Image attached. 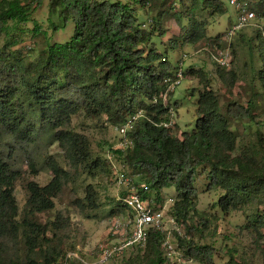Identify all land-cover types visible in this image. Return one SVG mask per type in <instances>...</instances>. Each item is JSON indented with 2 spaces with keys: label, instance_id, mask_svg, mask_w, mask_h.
Wrapping results in <instances>:
<instances>
[{
  "label": "trees",
  "instance_id": "obj_1",
  "mask_svg": "<svg viewBox=\"0 0 264 264\" xmlns=\"http://www.w3.org/2000/svg\"><path fill=\"white\" fill-rule=\"evenodd\" d=\"M41 1L34 0L35 6L31 8L30 2L0 0V34L15 32L26 24ZM188 1L193 6L198 0H179L185 9L184 17L190 19L189 29L180 37L195 43L206 37L205 26L191 18ZM263 6L258 4L261 13H264ZM49 10L57 11L65 23L72 20L74 32L69 42L47 45L32 61L11 51L16 44L12 35L0 47V264H18L12 259L9 247L19 234L27 252L22 264L55 261L45 252L43 262L32 257L37 249L41 251V241L46 235V227L36 220V215L53 208V199L66 178L62 168L52 164L49 168L53 177L47 185L40 187L29 182V198L17 220L14 184L20 174L9 162L15 152L11 142L30 147L37 143L39 130L47 126L66 152L85 162L89 156L86 138L63 129L81 112L87 117L103 115L112 125H121L126 118L145 111L129 132L133 147L120 158L145 185L139 191L142 198L153 192L158 195L164 189H175L173 215L177 221L186 222L195 212V180L199 170L203 172L207 167V190L220 188L224 192L217 201L222 213L253 201L264 207V150L258 160L253 153L236 158L229 156L235 150L236 139L228 120L251 121V106L233 103L227 106L226 116L221 115L218 97L205 84L198 93L192 131L183 132L177 138L171 129L156 126L167 121V109L163 108L161 98L168 85L166 79L174 78L175 74L166 55L158 52L154 42L163 36L161 16L153 20L151 30H143L135 8L118 1L50 0ZM202 10L225 13L219 0H203ZM176 20L180 22V16ZM9 22L12 26H7ZM222 36L209 40L218 45ZM177 41L178 38H173L169 43L174 47ZM262 62L259 79L264 89V53ZM187 74L205 80L198 70L190 68ZM89 165L94 170L99 165L109 168L106 159L103 163L96 159ZM87 199L89 205H94L90 187ZM116 206L114 215L120 212L121 206ZM200 220L199 240L207 227V220L202 216ZM250 222L255 230L264 229V210H257ZM187 232L192 237L198 234L192 228ZM161 241L160 233L149 231L146 245L137 248L122 264H169L160 250ZM179 245L187 248L186 254L200 263L215 264L213 246L193 240H179ZM229 261L233 263V258Z\"/></svg>",
  "mask_w": 264,
  "mask_h": 264
},
{
  "label": "rangeland",
  "instance_id": "obj_2",
  "mask_svg": "<svg viewBox=\"0 0 264 264\" xmlns=\"http://www.w3.org/2000/svg\"><path fill=\"white\" fill-rule=\"evenodd\" d=\"M31 4L34 0H21ZM110 2L126 3L135 8L140 29L151 30L153 20L160 19L161 39L154 42L158 52L166 55L172 65L173 72H177L182 63L183 80L166 97L162 95L163 108L172 109L174 113V128L171 132L181 138L183 132H190L194 128L196 115V101L203 86L209 88L218 97V112L226 116V108L233 103L244 107L251 106L253 119H229L230 130L236 139L235 150L229 155L231 158L244 156L247 153L256 154L257 160L264 150V89L259 79V71L263 68L262 54L264 46L259 32L254 26H249L238 32L232 39V60L227 69L217 68L209 58L207 50L214 49L213 39L226 32L236 20L237 14L228 0H219L224 8V14H213L210 10H202V1L198 0L193 6L188 1L187 6L192 11V19L197 23H204L206 37L195 43L186 42L180 36L189 29L190 19L184 17L185 9L179 0H109ZM258 17L257 23L264 25V13L258 4L264 0H243ZM50 0H42L29 21L21 25L15 32L0 34V47L6 37L12 35L16 44L11 51L18 52L26 60L32 61L44 51L47 45L64 44L69 42L74 32L72 20L66 23L60 18L57 11L50 12ZM264 7V6H263ZM180 16L181 20H176ZM263 23V24H262ZM7 26H12L9 22ZM36 28V29H35ZM178 38L172 47L171 39ZM221 45V44H220ZM203 73L205 80L187 74L188 69ZM164 94V93H163ZM165 98V99H164ZM140 113L145 115V111ZM165 118H168V110ZM37 126L41 125L37 123ZM106 117H87L84 113L74 115L64 130L76 133L87 140L89 156L85 162L72 157L64 145L55 140L53 131L44 126L39 130V139L36 144L24 147L18 141H12L15 150L11 165L19 171V179L14 184V197L18 209L17 220H20L28 198V183L34 182L42 187L47 185L53 177L50 170L52 164L58 165L66 173L60 190L53 199V208L36 215V220L46 227L45 239L41 241L42 249L32 254L33 258L43 262L44 252L55 260L52 264H80L77 261L65 260L67 253L79 252L87 257L89 262L93 253L108 238L109 220L116 213V188L110 169L99 165L92 169L89 163L100 160L103 163L108 152L113 153L117 143L116 128ZM16 142V143H13ZM264 152V151H263ZM116 162L121 165V159ZM209 167L205 171L199 170L195 180L197 200L195 212L189 215L186 222L178 221L184 241L193 240L201 245H211L215 248V264H264V229L255 230L251 226V218L257 210H264L253 201L248 205L222 213L217 206L218 199L224 194L220 188L207 190ZM124 171L129 175L132 171L128 166ZM134 182L143 185L140 177L133 176ZM90 187L94 205L88 204L87 192ZM140 188V190L144 189ZM139 190V191H140ZM142 197V196H141ZM154 203L163 207L166 205L169 214L173 215V207L169 200L176 201L174 188L164 189L158 195H150ZM112 211V213H110ZM200 216L207 220V227L203 229L202 239H198L202 230ZM192 228L198 234L192 237L187 230ZM196 234V233H195ZM176 243L179 237L175 236ZM181 239V238H180ZM185 251L187 248L181 247ZM136 252V248L127 250L119 257L105 264H122V261ZM9 253L18 264L25 262L26 245L21 241V234L15 243L9 247ZM189 255V254H188ZM190 256V255H189ZM191 257V256H190ZM192 258V257H191ZM233 258V263L229 260ZM189 264H202L192 258Z\"/></svg>",
  "mask_w": 264,
  "mask_h": 264
},
{
  "label": "built area",
  "instance_id": "obj_3",
  "mask_svg": "<svg viewBox=\"0 0 264 264\" xmlns=\"http://www.w3.org/2000/svg\"><path fill=\"white\" fill-rule=\"evenodd\" d=\"M228 1L236 11V20L224 32L218 44L219 46L215 43L214 49L207 50L210 61L220 69L230 67L232 60V39L244 28L249 26L256 27L264 46V25L257 23L258 17L254 11L243 0ZM182 80V63H180L179 69L174 74V78H168L165 81L168 85L163 94L164 97H166L168 91H172ZM165 108L168 110L167 121L156 126L172 129L175 126L174 113L172 109L166 106ZM141 117H143L142 113L138 112L126 118L116 128L117 143L114 146L113 153L108 152L105 156L116 188L115 199L117 204L121 206L119 207L120 212L113 215L109 220L107 242L101 245L98 250H95L90 260L92 262L87 261V257L83 256L84 254L79 255L80 251L67 253L65 260L77 261L80 264L108 263L124 252H127V250L143 248L146 245L149 231L154 230L162 235L160 250L169 264H189L192 262V258L179 245V240L184 239L185 236L181 233L176 218L169 214L170 208L167 210V204L160 207L154 203L153 199H150V196L142 198L139 190L144 187V184L139 186L133 179V176L138 177L139 175L132 173L128 175L124 171L126 165L124 163L119 165L116 162L115 156H117V159H121L120 157L133 147V141L129 136V132L134 123ZM168 202V205L173 207V200L170 199ZM175 236L179 237L177 243Z\"/></svg>",
  "mask_w": 264,
  "mask_h": 264
}]
</instances>
